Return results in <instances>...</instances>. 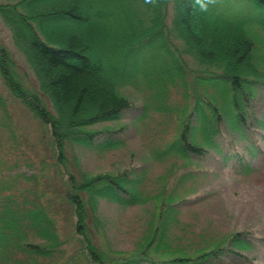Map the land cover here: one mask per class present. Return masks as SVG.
Instances as JSON below:
<instances>
[{
	"label": "trees",
	"instance_id": "obj_1",
	"mask_svg": "<svg viewBox=\"0 0 264 264\" xmlns=\"http://www.w3.org/2000/svg\"><path fill=\"white\" fill-rule=\"evenodd\" d=\"M204 2L206 10L195 0L0 3V17L52 109L23 89L1 55L0 72L49 128L55 164L67 166L75 145L101 152L124 145L129 118L152 128L154 161L180 162L155 187L146 186L145 168L134 163L117 172L61 170L70 238L79 249L68 257L61 212L37 196L27 199L31 185L0 182V264H262L264 230L216 228L209 212L190 224L180 220L183 208L213 196L201 187L212 166L251 174V160L264 147V0ZM136 80L149 90L146 103L119 91ZM170 88L180 97L175 106ZM103 201L117 212L141 209L144 230L132 245L128 239L114 248L111 234L103 244L100 231L114 228L101 216Z\"/></svg>",
	"mask_w": 264,
	"mask_h": 264
},
{
	"label": "rangeland",
	"instance_id": "obj_2",
	"mask_svg": "<svg viewBox=\"0 0 264 264\" xmlns=\"http://www.w3.org/2000/svg\"><path fill=\"white\" fill-rule=\"evenodd\" d=\"M5 1L8 0H0V3L4 4ZM0 55L1 58L11 62L12 70L23 89L27 90V93L39 97L49 109H52L50 99L40 90L38 79L20 50L11 28L1 17ZM3 62L5 61L3 60ZM170 89L172 90L171 96L173 93L170 101L172 100L175 106L180 97L174 94L175 88ZM119 91L136 103H146L148 96L150 97L144 81L130 82V84L120 87ZM125 121L131 126V131L124 145L111 150L102 149V152L75 145L74 148L70 147L67 151L68 167L64 166L61 169L58 163H54L56 156L50 141L49 128L39 119L28 102L12 94L0 72V166L2 169L0 182H8L13 179L21 181V185L25 184L28 187L31 185L33 188L24 191L27 199L31 200L37 196L44 202L52 204L49 211L57 209L61 212L58 226L62 239L66 241L64 252L67 257L76 255L79 249L77 242L70 238L73 231V217L70 214V208L63 200L64 194L60 191L64 185L61 170H64L65 173L70 170L77 175H81L82 171L91 173L117 172L126 165L134 163L145 168L146 186L155 187L159 178L167 175L171 169L173 170L171 165L180 166L179 161H174L171 164L169 161L167 164L154 161L148 149L149 142L152 141V128H146L144 124L134 121L132 118L125 119ZM251 162L254 171L247 175L230 172L222 165L212 166L214 173L211 180L203 181L201 187L207 186L205 189H212L213 196L198 201L195 205L187 208H183L185 207L183 206L180 215L181 223L190 224L193 221V216L209 212L216 228L240 230L247 225H252L254 230H264V147L262 152H259ZM175 177L176 174L171 175L172 180ZM211 207L217 208V210L211 211ZM115 208L110 204L106 205L104 201L100 206L101 216L105 218L106 227L114 226V228L100 231L99 235L104 241L103 244L108 245L106 238L111 234L116 235L114 244H120L122 241L127 242L129 239L132 245L144 230L145 216L142 219L141 209L137 207L126 211L122 209L120 212H117ZM118 218L123 219V222L119 220V225L115 226L114 219L118 220ZM136 219L138 220L136 221ZM130 229L133 233L127 232ZM179 234L185 235L184 239L188 237L186 235L188 232L179 231ZM117 244L113 245L114 248L118 247ZM77 264H86V262L84 259H80Z\"/></svg>",
	"mask_w": 264,
	"mask_h": 264
},
{
	"label": "clouds",
	"instance_id": "obj_3",
	"mask_svg": "<svg viewBox=\"0 0 264 264\" xmlns=\"http://www.w3.org/2000/svg\"><path fill=\"white\" fill-rule=\"evenodd\" d=\"M210 2V0H209ZM195 3L200 6L201 10H206L207 4L204 2V0H195Z\"/></svg>",
	"mask_w": 264,
	"mask_h": 264
}]
</instances>
